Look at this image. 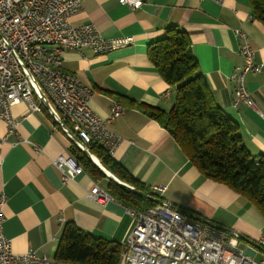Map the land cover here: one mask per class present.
<instances>
[{"label":"crops","instance_id":"1","mask_svg":"<svg viewBox=\"0 0 264 264\" xmlns=\"http://www.w3.org/2000/svg\"><path fill=\"white\" fill-rule=\"evenodd\" d=\"M70 22L91 23L106 39L132 38L130 45L98 56L89 48L61 53L62 70L93 89L89 108L121 139L111 154L113 161L188 223L211 222L238 235L245 253L252 247L255 253L250 250L248 255L262 256L258 240L264 235V216L248 200L205 178L168 132L138 108L142 104L169 112L174 104L175 88L157 74L146 46L160 39L166 28L176 27L188 35L190 52L214 104L235 123L248 153L253 158L263 154L264 27L251 17L247 0H223L221 5L211 0H144L138 9L116 0H82L81 11ZM235 30L253 49V63L263 65L259 73L243 77L251 107L233 105L237 81L232 75L244 65ZM114 102L123 113L108 120ZM11 113L18 121L14 135L6 136L0 120V193L6 196L2 231L11 252L23 255L30 250L49 264H59L55 250L68 222L122 247L132 225L126 207L113 198L104 204L88 199L94 185L104 190L103 181L95 182L84 171L62 181L51 164L59 155H70L73 138L60 131L46 109L32 112L20 103Z\"/></svg>","mask_w":264,"mask_h":264},{"label":"built area","instance_id":"2","mask_svg":"<svg viewBox=\"0 0 264 264\" xmlns=\"http://www.w3.org/2000/svg\"><path fill=\"white\" fill-rule=\"evenodd\" d=\"M116 1L131 9L140 8L144 2ZM81 8L82 0H0V120L5 124L6 136L14 135L18 121L11 113L12 107L25 103L33 112L43 106L79 150L90 154L89 148L98 145L111 156L121 139L89 108L93 89L62 70L61 53L62 50L81 53L83 48H89L98 56L130 45L132 38L106 39L91 23L73 25L70 19ZM234 34L241 41L239 54L244 65L239 74L232 75L237 81L233 105L242 102L251 107L243 77L246 73H259L263 65L253 63L254 51L245 35L240 30ZM41 95L48 103L47 108ZM122 113L121 106L114 102L108 120ZM51 164L61 173L62 181L72 180L83 172L70 155H59ZM87 198L99 204L112 199L96 185ZM5 202L6 196L0 193V264H49L30 250L23 255L11 252L10 242L2 231ZM125 212L132 225L122 242L121 264H264V235L258 240L263 255L255 259L256 256L239 248L237 235L231 231L208 221L188 223L183 214L164 202L159 201L144 212L130 208ZM249 249L255 253V249Z\"/></svg>","mask_w":264,"mask_h":264},{"label":"trees","instance_id":"3","mask_svg":"<svg viewBox=\"0 0 264 264\" xmlns=\"http://www.w3.org/2000/svg\"><path fill=\"white\" fill-rule=\"evenodd\" d=\"M251 17L264 27V0H247ZM146 56L157 74L175 88L169 112L140 104L148 118L163 127L189 162L205 178L226 186L248 200L264 216V153L253 158L242 144L235 123L214 104L190 52L188 35L168 27L164 35L146 46ZM40 110H45L40 106ZM102 168L134 190L150 195L145 199L107 179L73 144L69 154L104 191L126 208L138 212L157 205L159 198L132 178L98 145L89 148ZM122 247L111 240L83 232L66 223L58 240L54 259L59 264H119Z\"/></svg>","mask_w":264,"mask_h":264},{"label":"water","instance_id":"4","mask_svg":"<svg viewBox=\"0 0 264 264\" xmlns=\"http://www.w3.org/2000/svg\"><path fill=\"white\" fill-rule=\"evenodd\" d=\"M40 99L41 100H43V104H44V106L47 108L48 107V103L46 102V100L44 99V97L41 95L40 96ZM86 156H87V158L89 159V161L107 178V179H109V180H111V181H113V182H115L116 184H118V185H120V186H122L124 189H126V190H128V191H131V192H133V193H135L136 195H139V196H141V197H143V198H145V199H152V197L150 196V195H147V194H145V193H141V192H139V191H136V190H134L132 187H130V186H128V185H126V184H124V183H122V182H120L119 180H117L114 176H112L110 173H108L105 169H103L101 166H100V164L97 162V163H95V161H93L95 158L94 157H92L90 154H88L86 151H82ZM96 160V159H95ZM218 227V226H217ZM220 228V227H219ZM221 229V228H220ZM223 230V229H222ZM224 231H226V230H224ZM237 238H239L238 237V235H237ZM248 252V253H247ZM246 253L247 254H249L250 253V250L248 251H246Z\"/></svg>","mask_w":264,"mask_h":264},{"label":"rangeland","instance_id":"5","mask_svg":"<svg viewBox=\"0 0 264 264\" xmlns=\"http://www.w3.org/2000/svg\"><path fill=\"white\" fill-rule=\"evenodd\" d=\"M238 246L242 250H244L246 248L245 244L242 242L241 243L238 242ZM258 255L260 256V253ZM258 255L255 257V259H259L261 257V256L259 257Z\"/></svg>","mask_w":264,"mask_h":264},{"label":"bare ground","instance_id":"6","mask_svg":"<svg viewBox=\"0 0 264 264\" xmlns=\"http://www.w3.org/2000/svg\"><path fill=\"white\" fill-rule=\"evenodd\" d=\"M93 161H95V163H97V161L95 159Z\"/></svg>","mask_w":264,"mask_h":264}]
</instances>
